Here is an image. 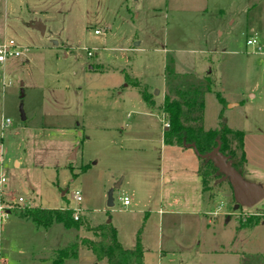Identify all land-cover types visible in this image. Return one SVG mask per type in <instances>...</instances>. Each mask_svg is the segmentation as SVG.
Returning <instances> with one entry per match:
<instances>
[{
  "label": "rangeland",
  "instance_id": "obj_1",
  "mask_svg": "<svg viewBox=\"0 0 264 264\" xmlns=\"http://www.w3.org/2000/svg\"><path fill=\"white\" fill-rule=\"evenodd\" d=\"M243 1L0 0V42L14 40L21 53L0 64V124L10 121L0 128V204L8 213L0 222V264H54L56 251L95 240L91 230L108 222L122 248L139 241L145 264H264V223L240 226L264 213V199L233 210L230 186L217 176L202 201L199 176L192 173L195 185L187 186L182 168L167 163L171 146L161 143L170 63L178 74L209 76L204 129L222 120L235 131L264 132L262 57L245 45L250 35L264 37V2L245 0L253 5L246 13ZM38 21L43 34L31 27ZM125 74L146 86L154 108L136 88L122 87ZM240 101L246 105L228 108ZM185 151L196 167L193 151ZM25 207L69 208L82 226L38 229L19 218ZM63 264L106 261L79 246Z\"/></svg>",
  "mask_w": 264,
  "mask_h": 264
},
{
  "label": "trees",
  "instance_id": "obj_2",
  "mask_svg": "<svg viewBox=\"0 0 264 264\" xmlns=\"http://www.w3.org/2000/svg\"><path fill=\"white\" fill-rule=\"evenodd\" d=\"M124 82L128 87L136 88L144 103L154 108L151 94L146 86L136 78L124 75ZM209 76L198 78L193 74H178L171 63L167 64L164 72L165 93L163 95L160 111L163 119L168 124V129L163 130V143L167 146L184 148L193 144L200 155L209 153L219 142V151L232 160V165L242 174L245 164L242 150L243 132L235 131L227 127L224 121L214 129L203 128L204 98L211 93ZM218 102L224 106V100L217 92ZM222 118V114L219 115ZM237 141L236 148L240 152V159H236V148L232 145ZM198 158V157H197ZM197 174L201 180V192L205 194L209 190V182L215 179L216 168L211 161L198 158ZM86 166L80 167L84 171ZM75 176V174L73 175ZM231 189V188H230ZM74 211L69 208L49 209L25 207L19 209V217L32 222L36 228L47 230L54 224H60L66 229H79L82 221L74 220ZM264 223V213H256L240 220L241 227H252ZM95 240L80 238L79 241L70 244L56 252L54 264H63L65 259H75L78 247L88 249L98 261L105 260L106 264H145L143 249L139 241L133 248L124 249L116 238V231L111 225L97 226L91 230Z\"/></svg>",
  "mask_w": 264,
  "mask_h": 264
},
{
  "label": "crops",
  "instance_id": "obj_3",
  "mask_svg": "<svg viewBox=\"0 0 264 264\" xmlns=\"http://www.w3.org/2000/svg\"><path fill=\"white\" fill-rule=\"evenodd\" d=\"M262 2H264V0H262ZM243 4L244 5H243V7L240 10H244L246 13L250 12L251 7L253 6L251 4V2H246L244 0ZM1 11H2V8L0 6V15H1ZM234 22H235L234 18H232L231 20H228V24H233ZM216 32H217L218 35L221 34V32L219 30H216ZM249 32L250 33L253 32V29L250 28ZM254 34H256V33H254ZM248 37H246V39ZM262 38H264V37H262ZM64 55L67 56L66 53H64ZM257 55L262 57L261 58V60H262L261 64L264 67V56L263 55H259V54H257ZM188 74H193V75H195L198 78H200V76L202 77L203 75L205 77V73L203 75H200V74H197V73H188ZM122 87H128V86L124 82ZM164 87L165 86H164V79H163L161 90H163ZM118 94H120V93H118ZM249 96H250L249 97L250 100H254L255 99V94H249ZM162 99H163V92H162V97H161V103H162ZM227 104H229V103H227ZM245 105H246L245 102H241V101L240 102H234L231 105H229L228 108L230 109V108H235V107H238V106L242 107V106H245ZM0 126H1V124H0ZM75 131H76V135L78 137H80L82 135L80 130H78V127L75 128ZM240 131L243 132L242 150H243L244 159H245V164H244V166L242 168V175H243L245 180H247L249 182H252L254 184H257V185L261 186L264 189V132L263 131H259V130L251 131V130H246V129L240 130ZM162 133H163V130L161 131V143L163 144L164 147H166L167 145H165L163 143V138H162L163 135H162ZM171 147H170V151L168 153H171L172 161H168L167 162L168 165L172 164L171 166H174V169H176V170H180L182 168L183 173L186 175V177H185L186 180H183V182L187 183V186H190V185L194 186L195 185V180L192 178L193 177L192 173H196L197 174L199 161L196 164V167H194L195 158L190 157L189 154L185 151V149H190V148H186V147H184V148L172 147L171 148ZM166 155H167V153H166ZM195 157L198 160L196 155H195ZM179 159H182L183 163H181ZM182 164H183V166H182ZM15 165L18 166V162H16ZM175 166L177 168H175ZM166 169H167V164H166ZM170 179L171 178H170L169 175H164L162 177V181H163L164 184L169 183L171 181ZM200 193H201V199L203 201L204 200V194L201 192V189H200ZM193 197H195V195H193ZM21 220H24V219H21Z\"/></svg>",
  "mask_w": 264,
  "mask_h": 264
},
{
  "label": "water",
  "instance_id": "obj_4",
  "mask_svg": "<svg viewBox=\"0 0 264 264\" xmlns=\"http://www.w3.org/2000/svg\"><path fill=\"white\" fill-rule=\"evenodd\" d=\"M31 27L38 30L41 34L44 32V26L39 21L32 23ZM54 43L56 44V42ZM155 93H158L157 90ZM21 119H25L22 112ZM219 146L220 144L217 142V146L211 152L204 155H200L193 144L186 145L185 147L190 148L198 158L211 161L216 168L215 176H221V180L228 182L234 200L233 210H238L241 207L253 208L264 199V189L257 184L245 180L243 175L235 170L229 157L219 151ZM118 186L119 184H116L115 188ZM108 196H111V192L108 193ZM108 205L111 206V203L109 202Z\"/></svg>",
  "mask_w": 264,
  "mask_h": 264
},
{
  "label": "built area",
  "instance_id": "obj_5",
  "mask_svg": "<svg viewBox=\"0 0 264 264\" xmlns=\"http://www.w3.org/2000/svg\"><path fill=\"white\" fill-rule=\"evenodd\" d=\"M95 33H97V31H95ZM245 45L246 47L251 48L253 53L264 56V38L259 37L257 35L249 36L245 40ZM88 55L90 56V53H88ZM20 56H21V53H20L19 47L15 43L14 40L9 39V40H4L0 42V64L1 65L9 63L10 60L16 59ZM9 125H10V121L8 119H5L3 122H1L0 127L1 129H4V128H7ZM166 129H168V124L167 122L164 121L163 130H166ZM4 185H5V177H4L2 170H0V196L4 188ZM73 199L76 202L81 201L80 194L78 192H75L73 194ZM120 200L124 206H127L129 204V200L127 197H122ZM18 201L21 202L22 199L19 198ZM7 216H8V213L5 210V207H3L0 204V222L5 221ZM73 218L74 220H77L78 218L77 212H74Z\"/></svg>",
  "mask_w": 264,
  "mask_h": 264
}]
</instances>
